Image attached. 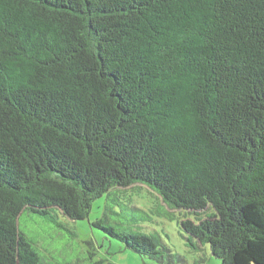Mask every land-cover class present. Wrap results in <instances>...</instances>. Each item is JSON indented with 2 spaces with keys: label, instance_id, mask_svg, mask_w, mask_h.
Returning <instances> with one entry per match:
<instances>
[{
  "label": "trees",
  "instance_id": "trees-1",
  "mask_svg": "<svg viewBox=\"0 0 264 264\" xmlns=\"http://www.w3.org/2000/svg\"><path fill=\"white\" fill-rule=\"evenodd\" d=\"M138 184L220 264H264V0H0V264H103L19 216L60 230Z\"/></svg>",
  "mask_w": 264,
  "mask_h": 264
},
{
  "label": "rangeland",
  "instance_id": "rangeland-1",
  "mask_svg": "<svg viewBox=\"0 0 264 264\" xmlns=\"http://www.w3.org/2000/svg\"><path fill=\"white\" fill-rule=\"evenodd\" d=\"M183 214L181 210L167 209L155 191L138 184L104 193L93 201L85 219L66 221L60 218L63 225L60 230L44 221L40 223L36 216L26 213L19 216L18 224L30 238L38 239L42 248L55 257L61 253L66 256V252H71V245L77 254H86L89 249L86 241L92 240L95 259H104L103 264H168L142 257L127 248L121 240L107 235L94 224L106 215L118 230L155 236L159 244L168 250L172 264H220L208 245H200L183 230L179 222ZM72 232L75 236H72Z\"/></svg>",
  "mask_w": 264,
  "mask_h": 264
}]
</instances>
